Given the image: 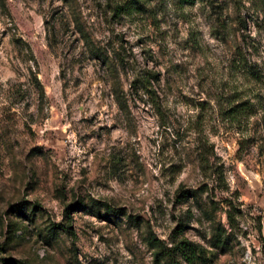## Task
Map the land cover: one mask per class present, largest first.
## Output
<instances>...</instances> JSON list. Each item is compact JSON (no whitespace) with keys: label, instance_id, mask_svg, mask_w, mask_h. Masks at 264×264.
Wrapping results in <instances>:
<instances>
[{"label":"rangeland","instance_id":"rangeland-1","mask_svg":"<svg viewBox=\"0 0 264 264\" xmlns=\"http://www.w3.org/2000/svg\"><path fill=\"white\" fill-rule=\"evenodd\" d=\"M173 235L264 264V0H0V264Z\"/></svg>","mask_w":264,"mask_h":264},{"label":"trees","instance_id":"trees-1","mask_svg":"<svg viewBox=\"0 0 264 264\" xmlns=\"http://www.w3.org/2000/svg\"><path fill=\"white\" fill-rule=\"evenodd\" d=\"M139 83L142 88L147 89L144 80H140ZM245 105L246 104L242 102L239 105L230 108L228 110L229 116L237 117L239 113H245V110H247ZM179 227L180 226L177 227V231L179 230ZM151 242H155V245H153L157 249L155 256H160L161 258L166 259L167 264H179L177 260L178 257L181 258L185 264H195V261L199 258V252H196L194 244L184 237L176 239V235H173L170 246L168 247L163 245L159 246V241L155 238H152ZM2 264H13V261L4 260Z\"/></svg>","mask_w":264,"mask_h":264}]
</instances>
